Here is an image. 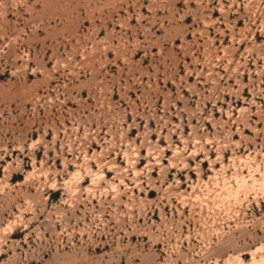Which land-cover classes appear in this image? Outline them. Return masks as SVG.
<instances>
[{"label": "rangeland", "instance_id": "obj_1", "mask_svg": "<svg viewBox=\"0 0 264 264\" xmlns=\"http://www.w3.org/2000/svg\"><path fill=\"white\" fill-rule=\"evenodd\" d=\"M0 264H264V0H0Z\"/></svg>", "mask_w": 264, "mask_h": 264}]
</instances>
